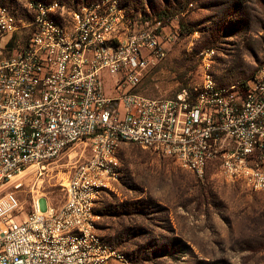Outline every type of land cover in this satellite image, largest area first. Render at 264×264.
I'll return each mask as SVG.
<instances>
[{
    "label": "built area",
    "instance_id": "1",
    "mask_svg": "<svg viewBox=\"0 0 264 264\" xmlns=\"http://www.w3.org/2000/svg\"><path fill=\"white\" fill-rule=\"evenodd\" d=\"M24 8L0 6L3 50L15 37L0 60V264H119L95 207L117 181L126 143L201 182L215 168L264 194V65L249 83L224 87L215 50H204L196 83L170 99L147 98L137 89L175 44L170 25L132 30L118 0ZM105 81L116 97L105 96ZM77 145L89 156L59 184L63 202L49 205L31 188L23 214L22 178L45 174Z\"/></svg>",
    "mask_w": 264,
    "mask_h": 264
},
{
    "label": "rangeland",
    "instance_id": "2",
    "mask_svg": "<svg viewBox=\"0 0 264 264\" xmlns=\"http://www.w3.org/2000/svg\"><path fill=\"white\" fill-rule=\"evenodd\" d=\"M53 1L75 6L100 0H0V6L23 13L27 2ZM118 2L132 30L164 11L172 16L167 23L172 30H180L167 58L141 80L137 92L143 97L170 99L196 83L204 50H215L213 72L224 87L249 83L264 65V0ZM14 38L4 50L1 42L0 60L11 55ZM104 91L117 96L108 81ZM88 156L77 145L45 174L24 176L16 193L22 213L31 210V188L43 202L59 206L64 199L59 184ZM118 159L117 181L100 194L95 213L100 235L123 257L119 264H264V194L227 182L215 168L201 182L134 144L121 145Z\"/></svg>",
    "mask_w": 264,
    "mask_h": 264
},
{
    "label": "trees",
    "instance_id": "3",
    "mask_svg": "<svg viewBox=\"0 0 264 264\" xmlns=\"http://www.w3.org/2000/svg\"><path fill=\"white\" fill-rule=\"evenodd\" d=\"M32 3V2H31ZM171 18H172V16L169 14L168 15V13H166L165 11L164 12H162V13H157L156 14V16H155V18L153 19V22L156 20V21H161V22H163L164 24L166 23H168V21L169 20H171ZM152 22V23H153ZM152 23H150L149 24V22H147V21H145V25H144V27H142V28H145V27H148V26H150V25H152ZM128 25H129V22H128ZM129 27H130V25H129ZM181 28H182V26H180ZM141 28V29H142ZM141 29H139V30H141ZM175 33V35H176V38L180 35V30L178 31V32H174ZM177 41V40H176ZM184 88H187V87H183V88H181L180 90H182V89H184ZM179 90V91H180ZM178 91V92H179ZM177 92V93H178Z\"/></svg>",
    "mask_w": 264,
    "mask_h": 264
}]
</instances>
